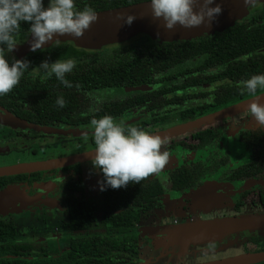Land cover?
<instances>
[{
  "label": "flooded vegetation",
  "instance_id": "1",
  "mask_svg": "<svg viewBox=\"0 0 264 264\" xmlns=\"http://www.w3.org/2000/svg\"><path fill=\"white\" fill-rule=\"evenodd\" d=\"M143 2L145 0H74L76 10L89 6L95 12ZM44 3L46 6L47 0ZM240 23V34H251L254 26L264 23V3H252L244 17L222 31L174 42L213 37ZM27 27L26 23L21 24L16 36L22 39L17 41L12 53L6 55L9 60L12 56L24 58L30 64L19 83L0 96V161L9 158L14 150H19L18 154L29 153L31 159H35L26 163L89 153L94 149L90 120L110 116V109L111 116L125 128L159 133L254 98L240 93L239 82L264 73L263 33L261 38L254 36L250 41L240 38L243 44L235 50H230L226 36H222L218 66L213 62L214 65L207 68V73L214 76L197 85L176 90V73L168 71L173 76L167 74L164 78L162 82L167 85L155 80L131 87L101 89L90 84V74L94 73L90 67L94 63L77 61L73 70L65 74V80L89 75V82L66 86L54 76L44 78L36 66L45 59L56 60L54 49L71 42L24 52L17 46L29 38ZM145 37L148 36L98 50L76 48L86 53L110 52L115 46L142 41ZM211 46L208 40L207 59L214 57ZM216 72L219 76H215ZM165 88L169 103L162 106L157 93ZM174 93L179 97L178 102L172 100ZM219 93L221 99L216 103ZM263 93L258 91L255 97ZM58 97L65 101L62 108L56 106ZM190 108L196 109L189 111ZM72 131L82 134H66ZM161 151L168 153V161L159 173L150 176L162 189L157 204L149 209L135 205L137 216L127 219L131 227L125 232L116 231L114 211L103 207L105 191H100L97 185L102 175L92 167L90 160L0 176V191L10 187L21 190L24 203L20 212L0 213V223L8 219L14 232L11 243L4 252L0 250V264H178L181 258L188 259L190 264H209L264 253V132L257 131V124L248 110L163 139ZM3 167L7 166H0ZM178 173H188L195 179L189 186L176 190L173 180ZM181 178L184 176H178L177 180ZM69 195L77 197L75 207L69 205L72 201ZM47 200L57 202L46 208L44 202ZM244 203H250L246 215L241 210ZM41 204L52 218H58L55 227H49L46 220L40 222L45 212L39 215L37 209ZM214 206L235 209L232 213L217 214L213 213ZM28 214L42 226L41 231H18L17 217ZM228 219L250 222L243 228L226 230L223 221ZM159 242L175 246L161 247ZM208 242H215L216 247L203 254L201 250ZM229 250L236 253L223 254ZM249 264H264V261Z\"/></svg>",
  "mask_w": 264,
  "mask_h": 264
},
{
  "label": "clouds",
  "instance_id": "2",
  "mask_svg": "<svg viewBox=\"0 0 264 264\" xmlns=\"http://www.w3.org/2000/svg\"><path fill=\"white\" fill-rule=\"evenodd\" d=\"M150 6L151 17L163 21V27L173 29L176 25L183 28L204 25L211 28L221 14V6L214 0H145ZM248 0H244L247 3ZM121 18V17H119ZM135 15L122 16L123 24L130 25ZM97 20L93 8L85 6L76 10L74 0H0V96L9 93L29 69L27 59L6 58L16 46V33L21 24L26 23L27 35L30 34L29 51L44 49L43 45H58V37L70 35L79 38ZM56 37V38H54ZM37 70L44 78L54 76L62 83L65 74L75 67L71 58L42 60ZM241 94L255 97L264 91V73L251 75L239 82ZM59 108L65 101L58 97L55 101ZM248 112L257 124V131L264 132V103L253 101ZM91 136L94 141V154L90 157L92 167L102 174L97 181L100 191L108 188H124L139 184L151 174L159 173L168 161V153L161 151L162 139L136 127L125 128L112 116L104 115L90 120ZM215 242H208L201 250L207 254L215 249ZM178 264H190L181 258Z\"/></svg>",
  "mask_w": 264,
  "mask_h": 264
},
{
  "label": "trees",
  "instance_id": "3",
  "mask_svg": "<svg viewBox=\"0 0 264 264\" xmlns=\"http://www.w3.org/2000/svg\"><path fill=\"white\" fill-rule=\"evenodd\" d=\"M241 25L242 23L237 24L226 33H218L213 37L202 36L186 42L158 44L150 38L145 37L142 41L115 46L110 52L103 51L98 53H86L85 50L76 48L72 43H63L60 44L58 48L54 49L53 52H56L57 59L63 60L71 58L75 62L83 61L88 62V64L90 62L94 63V65L90 67L94 72L90 74L92 78L90 84L96 85L101 89L109 86L110 88H125L148 84L149 82L153 83L155 80L161 81L160 83L162 85H167L168 83L162 81L167 77V74L171 77L173 76L168 73V71H170L176 73L174 77L178 78V80L174 84V88L178 90L182 87L204 83L207 78L214 76L207 73V68L214 64L218 66L222 36H226V40H228L229 45H231L230 50H235L234 48L243 44L240 42V38L250 41L254 36H259V38H261L264 33V23L254 26L250 30L251 34H248L249 36L240 34L242 30ZM15 38L16 42L22 39L17 36ZM208 40H210L213 45L210 49L214 54V57L210 59H207L205 56ZM261 46H264V43H262ZM59 50L61 51L58 52ZM88 76L82 77V79L80 76H72L67 78L64 84L72 87L73 84L77 83H82L81 85L88 84ZM215 76H219V74L216 72ZM167 92L168 89L165 88V90H161L157 93L159 105L163 106L169 103L168 99H166ZM62 93H65V91H62ZM178 99V95L174 93L172 95V100L178 102ZM219 99H221L220 93L217 95V101L215 102L217 103ZM195 109L196 108H190L189 111ZM111 115H113V113L110 109V116ZM189 118V120L193 119V117ZM150 176L151 175L141 180L139 184H132L130 182L129 185L124 188H108L105 190L103 207L114 211L113 222L116 231L125 232L131 227V223L128 222L127 219L132 216H137V212L133 208L135 205H141L145 209H149L151 206L157 204L162 189L156 180L150 179ZM178 176H184V178H181L182 180H177ZM175 177L176 179L173 180V184L176 190H181L184 186H189L195 179L194 176L188 173H178ZM73 188H76L75 184ZM69 199L72 200L69 202V205L75 207L77 205V197L75 195H69ZM117 211H119V213H117ZM111 213L110 211V215ZM120 227L124 229L118 230ZM13 234V227L8 219L1 221L0 250H2V252H4L5 247L11 243Z\"/></svg>",
  "mask_w": 264,
  "mask_h": 264
},
{
  "label": "water",
  "instance_id": "4",
  "mask_svg": "<svg viewBox=\"0 0 264 264\" xmlns=\"http://www.w3.org/2000/svg\"><path fill=\"white\" fill-rule=\"evenodd\" d=\"M214 2L220 4L222 11L216 18V22L212 24L211 28H206L204 25L192 28H183L176 25L171 30L166 29L163 27L162 20L153 19L151 17L149 4L147 2H143L135 5L96 12L97 20L90 24L89 28L86 29L79 38L70 35H64L58 38L61 40L60 42H71L75 47L88 50H98L101 47L123 43L132 38L142 37L143 35L148 36L156 43L189 40L203 34L222 31L232 26L236 21L245 16L249 5L255 2L264 3V0H248L247 3H244V0H214ZM126 14H133L136 17L130 25L123 24L122 16ZM30 40L31 36H29V38H27L24 42L18 44L17 47H20L24 52H28ZM50 43L51 42L43 45V47L49 46ZM253 101L257 103H264V93L238 103L226 110L224 109L214 114L195 119L191 122L181 124L152 135L159 136L163 140L172 136L193 131L197 128L210 125L217 120L225 119L228 116L243 110H248L249 105ZM66 134L78 136L82 133L72 131L67 132ZM93 154V152H89L86 154L60 157L42 162L7 166L0 168V176L31 173L68 166L80 161L90 160V157ZM22 206H24V203L22 200L21 190L10 187L4 191H0V213H7L15 210L18 211L22 208ZM249 222L250 220L245 219H228L223 221V225L226 230H235L237 228L245 227V225L249 224ZM260 261H264V253L238 256L209 264H249Z\"/></svg>",
  "mask_w": 264,
  "mask_h": 264
},
{
  "label": "rangeland",
  "instance_id": "5",
  "mask_svg": "<svg viewBox=\"0 0 264 264\" xmlns=\"http://www.w3.org/2000/svg\"><path fill=\"white\" fill-rule=\"evenodd\" d=\"M18 153H19V150H14L12 152V155L9 158L8 157L2 158V160L0 161V166H8V165L12 166L15 164H24L26 162L35 161L34 158L31 159L32 155H30L29 153H24V154H18ZM56 202L47 200L44 202V204H45L46 208H48V206H50V205H55ZM249 207H250V203H244V205H241V210H243V213H242L243 215L249 214V213H246V211L249 210ZM213 208H214L213 213H217V214L221 213V212L232 213L233 209H235L232 206H214ZM37 210L39 212V215H41V216L43 215V211H45L44 216L42 218V221H40L41 223L43 222V220H46L49 227H55L56 226V224L58 223V218L57 217L52 218L49 215V211L43 209V204L39 205ZM20 211L21 210H18L17 212H20ZM20 216L21 215H19L17 217V220L15 222L19 232H22V231L26 232L27 230L30 231L32 229H34L36 231L42 230V226H40L39 223H37L34 219H31L30 214L22 216V217H20ZM239 216H240V214H239ZM170 220H172V218H170ZM159 245L161 247L162 246H168L171 248H173L175 246L172 243L169 245H165L164 243H160V242H159ZM231 253H236V251L229 250L227 252H224L223 254H231ZM175 264H176V262H175Z\"/></svg>",
  "mask_w": 264,
  "mask_h": 264
}]
</instances>
